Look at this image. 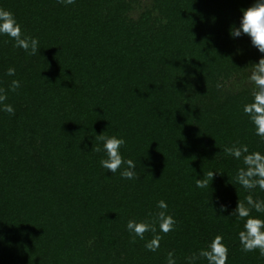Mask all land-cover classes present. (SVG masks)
<instances>
[{"label": "trees", "instance_id": "16d2710c", "mask_svg": "<svg viewBox=\"0 0 264 264\" xmlns=\"http://www.w3.org/2000/svg\"><path fill=\"white\" fill-rule=\"evenodd\" d=\"M252 2L0 0L40 48L29 55L0 34V88L21 82L8 91L15 114L0 111V264H166L170 250L186 264L216 234L227 264H264L241 250L244 220L230 214L249 192L235 179L242 160L223 151L239 141L264 153L243 112L264 53L230 35ZM101 133L126 140L138 179L101 166ZM159 200L177 225L152 252V233L132 243L126 225L151 219Z\"/></svg>", "mask_w": 264, "mask_h": 264}, {"label": "clouds", "instance_id": "9594fccd", "mask_svg": "<svg viewBox=\"0 0 264 264\" xmlns=\"http://www.w3.org/2000/svg\"><path fill=\"white\" fill-rule=\"evenodd\" d=\"M58 2L72 5L75 0H58ZM241 12L240 24L238 27L233 25L230 28V35L234 38L242 34L249 36L252 45L260 53H264V0H253L251 5L241 9ZM0 34L10 37L15 42L14 47L23 49L29 55H36L40 51L38 38L25 34L14 13L2 7H0ZM15 72L14 67H9L7 75L15 76ZM248 81L253 85L252 100L243 105V112L254 126L255 134L264 140V55L257 63H252ZM20 87L21 82L12 79L8 89L0 88V111L10 115L15 114L14 107L7 103L8 91L16 92ZM217 87L219 88L220 85L218 84ZM96 140L102 143V148L98 143L92 150L95 152L103 150L106 153V158L100 161L104 169L111 173L119 171L120 176L126 180L139 178L135 171V162L130 158L125 159L121 154L120 149L126 144L122 136L101 133L96 136ZM223 151L236 160H242L243 166L238 169L235 179L249 192L243 201L238 200L230 214L244 220L243 230L238 233L241 250L245 253L258 250L260 256L264 257V218L252 215L253 211L264 213V199L254 198L252 194V190L256 188L264 191V153L250 151L247 144H241L239 141L226 146ZM215 173V171H208L202 178L196 179V186L201 189L209 188ZM157 208L159 211L151 219L139 221L129 219L126 225L127 230L133 234L132 243L136 242L137 237L144 240L146 233H152L151 238L144 245L152 252L159 249L163 236L174 231L177 225L176 219L168 211L166 201L159 200ZM225 209V205L220 206L221 212ZM149 215L152 216L151 213ZM228 252L223 235L216 234L206 247L192 252L185 260L186 264H197L201 259L206 260L207 264H227ZM166 264H176L175 250L167 253Z\"/></svg>", "mask_w": 264, "mask_h": 264}]
</instances>
